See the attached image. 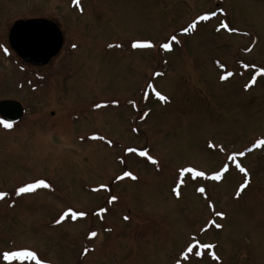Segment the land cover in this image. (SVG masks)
Masks as SVG:
<instances>
[{
	"label": "rangeland",
	"instance_id": "obj_1",
	"mask_svg": "<svg viewBox=\"0 0 264 264\" xmlns=\"http://www.w3.org/2000/svg\"><path fill=\"white\" fill-rule=\"evenodd\" d=\"M214 10L193 32L180 31ZM38 18L59 27L63 45L34 68L10 50L7 36L15 21ZM221 21L239 31H215ZM173 34L180 43L160 49ZM133 41L156 47L134 49ZM260 68L264 0H0V101L24 110L11 129L0 125V192L8 193L0 200V252L30 248L44 264H175L195 237L216 247L198 249L204 258L191 264H264V146L252 147L264 136V78L244 87ZM127 147L147 150L158 164ZM241 151L243 160H227ZM225 163L220 181L186 177L180 196L172 191L178 168L210 176ZM237 163L250 175L239 197L245 175ZM124 171L137 179L116 180ZM39 179L50 187L15 195ZM201 186L205 192H196ZM111 196L117 200L108 203ZM69 207L88 215L57 224ZM100 208L106 211L97 214Z\"/></svg>",
	"mask_w": 264,
	"mask_h": 264
},
{
	"label": "snow or ice",
	"instance_id": "obj_2",
	"mask_svg": "<svg viewBox=\"0 0 264 264\" xmlns=\"http://www.w3.org/2000/svg\"><path fill=\"white\" fill-rule=\"evenodd\" d=\"M74 3L77 4L79 6L80 4V0H74ZM81 11H83V9L81 8ZM220 12L223 13V9H220ZM217 16V11H211V12H207V13H203L198 15L197 17H195L194 19H192L185 27H183L180 31L183 34H189L191 32H193L194 30L197 29L198 24H200L201 22H206L211 20L212 18ZM222 29L227 30L228 32H236L239 31L238 29H233L229 26V23L226 21H221L219 22L218 26L215 28V31L220 32ZM173 43H180L177 35L173 34L171 35L165 42H162L159 44V48L162 49L165 52H170L173 49ZM119 45H117L118 47ZM73 47H75V45H73ZM109 47H113V45H109ZM132 48H152V47H156V45L152 44L151 42H141V41H133L131 44ZM5 52H7V49H4ZM248 51H250V49H248ZM217 63L219 64L220 62L217 61ZM220 66L223 68L224 65L220 64ZM244 67L247 68L248 65L244 64ZM259 72H264V68H260ZM155 75H162L161 73H156ZM233 73L232 72H228L226 75H221L220 76V80L224 81L226 80L228 77L232 76ZM252 82H255V77H253ZM245 89L247 90L250 85L246 84ZM148 89H152V91L154 92L155 96L160 100V101H166L168 100V97H166L165 95L161 94L159 91H157L154 88V85L149 83L147 85ZM149 97V93L147 90L144 91L143 94V99L147 100ZM113 104H118V101H113ZM130 104H132L134 107L136 106V102L134 100L129 101ZM96 108L101 107L100 104H96L95 105ZM148 116V112H144L143 115L141 116V119H144ZM0 125H2L5 129H11L13 127V124L11 121L7 120V119H0ZM137 129H133V131H136ZM93 139H104V137L100 136L97 137L96 135H93L92 137ZM107 143L109 145H111L113 142L111 140H108ZM259 146H264V139H260L257 140L252 147L256 148ZM223 150V149H222ZM247 151H251V149H248ZM126 153H137L139 154V156L141 157H147V159L149 161H151L153 164H158V161L152 157L151 155L148 154L147 150H138L136 148L133 147H127L125 149ZM237 155L243 157L245 155L244 151H241L239 153H232L230 155L227 156V160L230 161H235ZM119 162L121 164L125 163V160L123 157L119 158ZM236 168L239 170V172L244 173L245 175V180L244 182L240 185L239 190L236 192V196L239 197L241 192L248 186V184L250 183V175L247 172L246 168H244L240 163L236 164ZM229 170V165L227 163H225L220 170L214 172L213 174H211L210 176L202 170H197L194 167L188 166V167H180L177 169V175L175 178V184L174 187L172 189V191L175 193V195L177 197L180 196V187L181 185H184L186 182V177L190 180V181H196L200 178H204V179H211L214 181H220L222 179V177L224 176L225 173H227ZM125 177H131L133 180L137 179V177L131 172V171H124L122 173V175H118L115 177L116 180H122ZM49 188L50 184L43 180V179H39L36 180L32 183H26L20 187H18L15 190V195L20 196L22 194L25 193H30L35 191L37 188ZM106 185H100V188H106ZM99 189H93V191H98ZM196 192L198 193H204L205 192V188L203 186L201 187H197L195 189ZM8 195V193L6 192H0V200H3L6 196ZM117 200L116 196H111L108 200V203H112L114 201ZM209 208L212 209L213 213L215 216L217 217H221L223 218L225 213L223 212H217L215 211L214 206L210 203L209 204ZM106 211L105 208H100L99 212L97 214L100 213H104ZM88 215V213L86 211H77L74 210L73 208L69 207L67 208L59 217V219L56 220L57 224L62 223L64 220L71 218L73 221L80 219V218H84ZM125 220H128L129 217L125 216L124 217ZM207 226H214L215 228L219 229L222 228L223 225L220 223H217L215 220H208L207 221ZM206 229L202 228L201 231H204ZM110 231V229H109ZM97 236V232L95 231H91L89 233V238H93ZM216 246L214 244L211 243H204L201 242L199 240H196L195 237H191L190 238V242L186 245L185 249L182 250V252L180 253V255L176 258L175 260V264H191V259L193 256L195 257H200L201 259L204 258L205 253H203L200 250H208V249H214ZM89 250L87 248L84 249V252L87 253ZM0 259H2L3 262H5V264H14V262L19 261L20 264H24V262L26 261H32L34 262V264H44V261L42 260V258L38 255L37 251L30 249V248H26V247H20L18 249H14V250H3L2 252H0ZM211 259L214 261H218L220 259V257L218 255H216L215 252L211 253Z\"/></svg>",
	"mask_w": 264,
	"mask_h": 264
},
{
	"label": "water",
	"instance_id": "obj_3",
	"mask_svg": "<svg viewBox=\"0 0 264 264\" xmlns=\"http://www.w3.org/2000/svg\"><path fill=\"white\" fill-rule=\"evenodd\" d=\"M7 42L24 64L43 67L60 52L63 35L54 22L46 19L17 20L9 29ZM23 113L18 102L0 101L1 119L14 123L21 119Z\"/></svg>",
	"mask_w": 264,
	"mask_h": 264
},
{
	"label": "flooded vegetation",
	"instance_id": "obj_4",
	"mask_svg": "<svg viewBox=\"0 0 264 264\" xmlns=\"http://www.w3.org/2000/svg\"><path fill=\"white\" fill-rule=\"evenodd\" d=\"M253 77H255V82L253 83L252 80H253ZM264 78V72H259V73H255V76H252L250 77L248 80V84L250 85V88H253L255 87V85L257 84V82L261 79ZM17 124V123H16ZM14 124V125H16ZM253 139H264V136H255ZM246 152H250V151H246ZM253 152V151H251ZM241 159L243 160V157H241Z\"/></svg>",
	"mask_w": 264,
	"mask_h": 264
}]
</instances>
